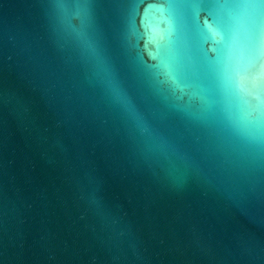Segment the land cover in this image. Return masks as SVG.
Here are the masks:
<instances>
[{"label": "water", "instance_id": "obj_1", "mask_svg": "<svg viewBox=\"0 0 264 264\" xmlns=\"http://www.w3.org/2000/svg\"><path fill=\"white\" fill-rule=\"evenodd\" d=\"M0 264H264V0H0Z\"/></svg>", "mask_w": 264, "mask_h": 264}]
</instances>
